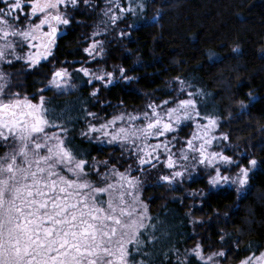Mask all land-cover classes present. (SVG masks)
<instances>
[{"label":"snow or ice","instance_id":"1","mask_svg":"<svg viewBox=\"0 0 264 264\" xmlns=\"http://www.w3.org/2000/svg\"><path fill=\"white\" fill-rule=\"evenodd\" d=\"M81 6L94 9L92 0H0V264H222L238 250H224L230 234L219 233L221 250L203 241L181 250L143 199L146 178L175 191L200 177L209 191L234 187L239 197L258 161L226 154L230 137L219 131L221 115L209 111L208 93L186 77L174 78L165 92L171 99L152 98L131 111L122 102L104 117L92 111L102 90L121 82L131 89L140 79L130 74L134 68L107 67L105 52L110 29L139 16L145 2L104 0L83 59L53 63ZM45 63L51 68L42 86L20 90L19 73L11 69L20 65L30 73ZM81 84L91 87L87 98L77 96L68 106H54L47 95H71ZM85 142L112 151L98 159L81 148ZM207 196L187 192L192 204L179 198L194 225L204 223L193 210H203ZM240 264H264V252Z\"/></svg>","mask_w":264,"mask_h":264},{"label":"trees","instance_id":"2","mask_svg":"<svg viewBox=\"0 0 264 264\" xmlns=\"http://www.w3.org/2000/svg\"><path fill=\"white\" fill-rule=\"evenodd\" d=\"M144 2L139 16H129L125 22H118L114 30L110 29L105 52L107 67L134 68L130 74L140 79L131 89L121 82L102 90L100 102L89 107L104 117L120 111L114 106L122 102L131 111L142 108L152 98L171 99L165 92L174 87L177 76L192 80L208 93L209 111L221 115L220 132L230 137L227 154L244 151L246 157L258 161L250 175L248 191L239 197L234 189L209 191L200 177L173 191L156 187L154 179L146 178L143 199L153 217L159 216L166 222L172 243L179 242L181 250L191 248L197 241L221 250L219 233L226 232L230 236L226 237L229 242L224 250H238L230 251L222 264H238L253 253L259 256L264 252V0ZM92 4L94 9L81 6L73 13V23L59 39L53 63L83 59L82 48L100 23L104 0H92ZM122 30L130 35L120 39ZM209 53L213 54L211 59ZM50 68L45 63L28 73L17 65L11 71L19 73L15 81L23 85L20 90L32 93L42 86L44 74ZM89 91L90 86L81 84L71 95H47L54 106L60 107L68 106L67 102L75 101L77 96L87 98ZM241 101L248 107L241 109ZM81 148L98 159H107L112 151L105 147L100 152L99 146L87 142ZM115 155L119 156V151ZM199 190L208 196L203 210H193V218L204 223L194 225L185 216L189 211L185 204L193 203L187 192ZM181 197L186 198L185 204L180 203ZM214 210L220 212L221 219H217ZM226 212L230 216L227 222L223 220ZM168 238L165 236L164 241Z\"/></svg>","mask_w":264,"mask_h":264},{"label":"rangeland","instance_id":"3","mask_svg":"<svg viewBox=\"0 0 264 264\" xmlns=\"http://www.w3.org/2000/svg\"><path fill=\"white\" fill-rule=\"evenodd\" d=\"M67 31V29L65 30V32ZM64 32V33H65ZM187 131H189L188 129L186 130L185 129V132H187ZM220 131V130H219ZM243 153H244V151H243ZM227 154V153H226ZM230 155H233L234 156V158H236V159H241V160H243L245 163L247 162V159H249L250 157H246V156H241L240 155V152H238V151H236V152H234V153H231ZM246 158V159H245ZM256 168H257V166H256ZM256 168L251 172V174L256 170ZM250 174V175H251ZM249 185H250V182H249ZM249 185H248V187H249ZM248 187H247V189L245 190V192L243 193V195H245V193L248 191ZM223 189H234V187H228V186H225L224 188H222V189H219V190H223ZM243 195H241V196H243ZM238 264H240V263H238Z\"/></svg>","mask_w":264,"mask_h":264},{"label":"flooded vegetation","instance_id":"4","mask_svg":"<svg viewBox=\"0 0 264 264\" xmlns=\"http://www.w3.org/2000/svg\"><path fill=\"white\" fill-rule=\"evenodd\" d=\"M58 43H59V40H58Z\"/></svg>","mask_w":264,"mask_h":264}]
</instances>
